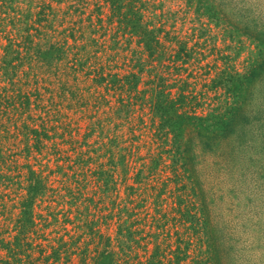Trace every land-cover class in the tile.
<instances>
[{"label": "rangeland", "instance_id": "rangeland-1", "mask_svg": "<svg viewBox=\"0 0 264 264\" xmlns=\"http://www.w3.org/2000/svg\"><path fill=\"white\" fill-rule=\"evenodd\" d=\"M142 1L144 16L165 47L160 61L149 59L137 36L130 39L117 30L110 0H16L3 13V29L19 54L14 68L0 70V87L11 97L20 89L30 103L9 111L13 135L4 141V155L5 150L9 155L1 171L9 181H0L1 237L13 242L17 234L20 202L34 170L47 186L36 212L51 210L57 221L46 230L39 223L33 238L44 230L56 237L67 232L64 238L75 243L68 250L69 262L62 253L60 264H94L105 239L115 243L119 226L134 221L139 231L133 264H155L157 248L172 251L178 242L187 255L182 264H264V0ZM41 3L53 11L38 23ZM29 13L40 30L37 35L31 29L30 48L22 32ZM5 32H0V65L8 42ZM56 40L66 41V60L56 62L47 49ZM177 41L194 50L201 43L199 53L184 62V51L183 58L171 61ZM37 43L43 44L41 50ZM99 72L105 74L101 83L96 82ZM131 72L138 75L131 92L112 89L114 74L123 78ZM156 74L165 76L174 95L181 87L196 94L199 114L230 107V123L219 145L207 152L197 147L193 153L197 181L189 172L174 180L168 154L155 173L145 167L158 150L150 131L153 113L135 96L149 89ZM120 96L133 102L118 117L114 110ZM162 182L165 189L157 199ZM72 192L78 198L71 204ZM65 211L70 221L64 223ZM153 216L168 222L169 245ZM34 255L40 256L38 248ZM173 256L174 251L169 258ZM0 259L12 260L1 245Z\"/></svg>", "mask_w": 264, "mask_h": 264}, {"label": "trees", "instance_id": "trees-1", "mask_svg": "<svg viewBox=\"0 0 264 264\" xmlns=\"http://www.w3.org/2000/svg\"><path fill=\"white\" fill-rule=\"evenodd\" d=\"M15 1L16 0H0V32H5L3 29L5 19V17H3V13L5 14L8 11V8L11 7L12 3ZM56 1L59 2L60 0ZM110 2L113 8L111 17L112 19H117L116 21H118L117 30H121L125 33V35L127 34L130 39H132L133 36H137L138 42L143 45V51L147 52L150 60L153 59V61H160L164 58L165 47L158 37L157 30L156 28H150L152 21L148 20L144 16V1L141 0L140 2L139 0H135L136 3H134L131 0H110ZM29 5H32V2H30ZM39 6L40 11L37 13L39 15L38 23L47 20L45 14L48 13V11H50L49 13L53 11L50 5L44 6L43 4L42 7L41 3ZM29 15L30 13L25 19L26 27L22 30V32L27 33L25 38L28 39L30 48L32 43H34L31 29H34L37 35L40 34V30L38 28L39 26L36 28L33 26ZM19 21V18H17V22ZM158 30L160 29L158 28ZM5 34V36L8 37V42L4 46V54L3 58H1L0 70L4 69L7 71L9 67L10 69L14 68L12 61L15 59L16 55L18 56L19 50L18 45L15 47L14 42L10 40V33L5 32ZM167 35L169 36L168 32H165L166 37ZM39 43H37V45L41 50L43 44ZM176 43L178 44V48L176 49V54L173 56L171 54V61L183 58L182 53L185 51L183 58L185 62L188 58L192 57L194 51L198 52L196 49L199 48V44H201L197 42L195 44L197 48L194 50V47L187 49L186 43L182 41H177ZM46 46L49 52L55 53L53 58L56 62L67 59L68 47H65L66 41L56 40L55 42L46 44ZM76 46L77 45H73L72 47ZM80 49H83L84 51L86 49V45H82ZM76 52H79L78 54H80L79 50H76ZM74 60L79 61L80 56L77 59L74 58ZM75 69L76 68H73V75L75 74ZM7 75L12 76L10 75V72ZM136 75V73L131 72L123 75V78H119L118 75L114 74L110 81L113 87L112 89L121 91L125 87V90L129 92L130 89L134 88L137 84L138 75ZM154 76V80L150 79L151 84L149 85V89L143 90L141 94L135 96L137 99H140L142 103L144 102L147 104L150 111L153 113L150 131L154 134V141L157 142L156 148L158 150L156 154L150 158V161L153 160L152 166L149 161L145 164V167H147L149 171H153V173H155L156 168L163 160V155L168 154L167 158H171V163L168 167H170L174 175V180H182L183 174L189 172V175L197 181L199 179L196 174L197 171L193 172L191 169L194 162L193 153L197 147H199L201 151L207 152L214 151L215 147L219 145L220 139L225 136L224 133L227 132L228 125L230 123V107L220 110L217 106L212 112L199 114L196 107L197 103L199 104L200 101L197 99L196 94L192 92L189 93L188 90L185 91V88L181 87L178 94L174 95L172 93L171 86L167 82L168 80L165 79V76L157 74ZM12 78L13 77L9 78L10 81H12ZM104 80L105 74H103V72H99L96 77V82L101 83ZM120 80H124V84L120 83ZM228 80L229 79H227V81ZM8 89L10 88L8 87ZM147 93L149 98L145 99L144 96ZM124 98L125 97L120 96L119 104L114 110L115 115L118 117L123 116V114L126 115L133 102L130 100L131 97L127 98L129 100ZM191 98L194 99L193 105L191 104ZM23 102L25 103L24 106H29L30 102L28 95L21 92L20 89L14 97H11L6 87H0V171L5 166L7 161L6 156L9 155L6 153V150L4 155V141L13 135V132L10 131V122L12 119L11 116H9L10 107L18 110V107L22 106ZM19 119L20 117L15 120L13 119L15 129L18 128ZM142 123L143 125H146L143 121ZM34 132L37 131L34 130ZM79 158L81 159L82 157ZM81 160L83 161V158ZM30 175L31 180L29 181L27 188V196L20 202L22 212L20 218H17L15 227V229H17V234L14 235L13 242L7 241L6 238L1 237L2 232L0 231V245L3 248H7L9 255L12 256V260L9 261L0 259V264H60L62 253L64 254V261L67 263L71 259V252L68 250L71 248V245L75 244L72 242L73 238H71L72 236H69L71 241L66 240L64 235H68L67 232L63 235L60 234L59 237L50 236L51 234H54V231H50L46 234L45 230L48 226L54 224L57 219L54 212L51 210H47L46 213L37 214L36 203L38 197L43 195L45 192L47 187L46 180L41 175H36L34 170H30ZM170 178L171 176H169V179ZM1 180H3L2 184L4 185H6L4 182L9 181L2 171L0 172V181ZM74 181L77 184L80 182L76 175L74 177ZM165 185L166 183L164 182L160 184L158 193L156 194L157 199H159L161 192L165 189ZM72 194L70 195L71 200H69L71 204L76 202V199L78 198L77 195H74L75 193L72 192ZM2 207L4 208V205ZM68 211L63 213L64 223L65 221H70ZM159 214H161V212ZM51 216L52 218L50 220L49 217ZM162 217L166 218L167 215H162ZM152 220L155 221L157 227L162 228L161 234L164 236L163 243L169 245L171 234L167 225L168 222H166V220L164 222H159L161 220L159 216H153ZM134 222H130L129 225L123 224L122 226H119L120 231L114 238L115 243H113V238L107 237L105 239V243L98 252V256L95 257L94 264H133V261L131 263L132 259H130V256L137 247H135V244L137 243V237H135V234L139 231L137 228H133ZM39 223H42L43 229L45 228V230L33 238V234L38 233L37 226ZM99 236L102 237V235ZM37 239H42L45 242H37ZM54 241L57 243L54 244ZM156 244V247L160 246L159 242ZM180 244L181 242H178V247L172 251L169 250L161 252V249L157 248L156 255L159 258L156 260L155 264H182L184 256L187 255L180 249ZM114 245L118 248L117 251L114 248ZM36 248H38L40 252V256H38V258L34 255ZM49 249L50 252L48 251ZM173 251L174 256L172 260L169 258V255ZM38 260H40V262H38Z\"/></svg>", "mask_w": 264, "mask_h": 264}]
</instances>
